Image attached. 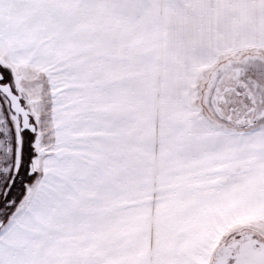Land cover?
I'll return each instance as SVG.
<instances>
[{"label": "snow or ice", "instance_id": "obj_1", "mask_svg": "<svg viewBox=\"0 0 264 264\" xmlns=\"http://www.w3.org/2000/svg\"><path fill=\"white\" fill-rule=\"evenodd\" d=\"M0 264H264V0H0Z\"/></svg>", "mask_w": 264, "mask_h": 264}]
</instances>
